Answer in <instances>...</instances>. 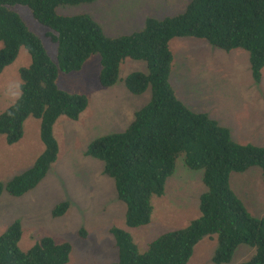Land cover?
Returning a JSON list of instances; mask_svg holds the SVG:
<instances>
[{"label": "trees", "instance_id": "trees-1", "mask_svg": "<svg viewBox=\"0 0 264 264\" xmlns=\"http://www.w3.org/2000/svg\"><path fill=\"white\" fill-rule=\"evenodd\" d=\"M99 0H0V75L13 65L22 49L31 64L19 71L20 96L0 114V137L8 145L24 137L28 119L40 121L44 152L26 172L5 187L19 198L35 190L57 162L60 146L54 134L57 122L66 117L79 121L88 109L85 95L58 87L60 73L82 71L94 55L100 56L99 83L104 88L120 81L124 61L147 63L148 72H136L125 81L134 96L151 89V101L134 115L126 131L100 137L88 146L86 156L104 163V175L115 182L117 196L127 207L126 225L138 229L150 225L153 198L162 197L168 180L184 156L191 171H203L206 192L200 197V217L187 227L167 232L141 253L132 236L113 228L119 259L113 264H188L195 247L217 237L215 264H229L241 246L254 248L255 255L243 264H264V217H254L231 186L233 174L259 168L264 179V146L240 144L231 131L207 113L194 112L176 95L170 82L174 56L170 42L176 38L204 40L225 52L250 54L255 83L264 70V0H192L186 10L163 20L147 18L143 30L131 35L108 37L89 15L62 16L59 8L89 5ZM29 9L34 20L48 31L46 38L57 46L56 61L13 10ZM69 203L57 205L52 215L67 214ZM86 236L84 231L80 232ZM23 229L15 221L0 236V264H68L69 243L58 244L45 237L27 252L20 249Z\"/></svg>", "mask_w": 264, "mask_h": 264}, {"label": "rangeland", "instance_id": "rangeland-1", "mask_svg": "<svg viewBox=\"0 0 264 264\" xmlns=\"http://www.w3.org/2000/svg\"><path fill=\"white\" fill-rule=\"evenodd\" d=\"M192 0H99L93 4L61 7L62 16H91L108 37L131 35L143 30L147 18L163 20L182 14ZM28 28L38 36L49 56L56 61L57 46L46 38L47 29L38 24L28 8H13ZM3 44L0 43V49ZM174 63L170 82L180 101L194 112L207 113L227 127L240 144L264 146V70L261 83H255L250 54L244 50L230 53L204 40L176 38L170 42ZM31 64L22 49L16 62L0 75V114L20 96L19 71ZM100 56L94 55L78 73H60L58 87L68 93L85 95L88 109L75 122L61 118L54 128L60 146L57 162L38 187L15 198L4 190L0 198V236L20 221L23 236L20 249L29 251L45 237L58 244L69 243L72 254L68 264H113L119 259L116 240L111 233L118 228L129 233L141 253L167 232L187 227L200 217V197L206 192L203 171H191L184 156L176 173L168 180L162 197L153 198L154 215L150 225L131 229L126 225L127 207L117 196L115 182L104 175V163L86 156L94 140L127 130L136 112L152 98L151 89L141 96L130 94L125 79L136 72H148L142 61L126 60L120 81L111 88L99 83ZM24 137L8 145L0 137V183L5 187L16 176L28 171L44 152L40 121L30 118ZM231 186L256 218L264 217V179L259 168L233 174ZM67 202L66 215L54 218V208ZM86 233L85 237L80 232ZM217 237L206 238L195 247L188 264H215ZM256 251L241 246L229 264H243Z\"/></svg>", "mask_w": 264, "mask_h": 264}]
</instances>
